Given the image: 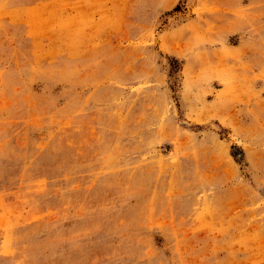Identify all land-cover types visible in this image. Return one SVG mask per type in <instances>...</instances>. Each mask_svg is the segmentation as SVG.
<instances>
[{
	"label": "rangeland",
	"instance_id": "rangeland-1",
	"mask_svg": "<svg viewBox=\"0 0 264 264\" xmlns=\"http://www.w3.org/2000/svg\"><path fill=\"white\" fill-rule=\"evenodd\" d=\"M0 264H264V0H0Z\"/></svg>",
	"mask_w": 264,
	"mask_h": 264
}]
</instances>
